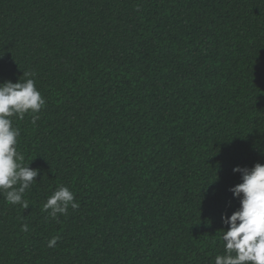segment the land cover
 Instances as JSON below:
<instances>
[{
  "label": "trees",
  "instance_id": "obj_1",
  "mask_svg": "<svg viewBox=\"0 0 264 264\" xmlns=\"http://www.w3.org/2000/svg\"><path fill=\"white\" fill-rule=\"evenodd\" d=\"M24 72L40 172L28 208L0 194V264H214L233 169L264 164V0H0V82Z\"/></svg>",
  "mask_w": 264,
  "mask_h": 264
},
{
  "label": "clouds",
  "instance_id": "obj_2",
  "mask_svg": "<svg viewBox=\"0 0 264 264\" xmlns=\"http://www.w3.org/2000/svg\"><path fill=\"white\" fill-rule=\"evenodd\" d=\"M46 100L37 88L33 73L24 72L18 82H0V194L10 205L28 208L24 199L37 181L39 169H32L21 161L24 156L18 150L20 129L14 126L13 117L23 119L25 114L37 118ZM234 173L241 174L242 182L230 188L240 207L230 217L226 214L223 222L228 225L222 233L223 253L217 254L214 264H264V164L259 162L251 168L237 166ZM69 206L79 208L76 194L61 185L44 204V211L56 219L68 215ZM28 231V225H23ZM56 238L49 241L54 247Z\"/></svg>",
  "mask_w": 264,
  "mask_h": 264
}]
</instances>
